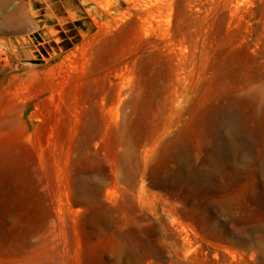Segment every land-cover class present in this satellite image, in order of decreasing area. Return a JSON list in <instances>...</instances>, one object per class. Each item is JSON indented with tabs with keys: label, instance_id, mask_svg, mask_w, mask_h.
<instances>
[{
	"label": "rangeland",
	"instance_id": "obj_1",
	"mask_svg": "<svg viewBox=\"0 0 264 264\" xmlns=\"http://www.w3.org/2000/svg\"><path fill=\"white\" fill-rule=\"evenodd\" d=\"M0 264H264V0H0Z\"/></svg>",
	"mask_w": 264,
	"mask_h": 264
}]
</instances>
